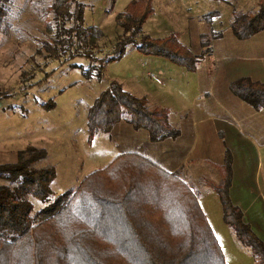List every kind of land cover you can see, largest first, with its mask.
<instances>
[{
  "label": "trees",
  "instance_id": "16d2710c",
  "mask_svg": "<svg viewBox=\"0 0 264 264\" xmlns=\"http://www.w3.org/2000/svg\"><path fill=\"white\" fill-rule=\"evenodd\" d=\"M6 0H0V22ZM115 0H110L111 6ZM81 0H52L46 7L45 37L36 53L70 68L84 78L103 75L107 62L119 59L131 45L143 55L160 57L186 70H194L196 56L170 32L162 37L141 35V26L152 12V0H129L113 19L121 28L109 52H101L103 33L85 25ZM203 15L205 21L216 15ZM232 34L245 39L264 29V0L255 11L235 14ZM43 53H42V51ZM100 54V55H99ZM84 59L87 65L76 63ZM54 69L44 72V79ZM33 69L22 75L31 78ZM37 79L28 86L38 85ZM229 90L253 108L264 106V82L241 77ZM44 109L52 100L40 102ZM143 129L150 141L177 134L168 122L166 107H149L144 97L125 90L116 79L105 86L86 108V141L96 132H109L119 122ZM104 166L86 173L72 189L52 200V166L34 165L44 151L26 148L14 162L0 164V264H224L218 241L190 186L177 171H165L135 150L120 149ZM217 183L205 181L215 193L222 220L235 238L264 264V245L243 220L242 211L228 196L231 159L219 167ZM30 198L45 205L32 211Z\"/></svg>",
  "mask_w": 264,
  "mask_h": 264
},
{
  "label": "rangeland",
  "instance_id": "374dc122",
  "mask_svg": "<svg viewBox=\"0 0 264 264\" xmlns=\"http://www.w3.org/2000/svg\"><path fill=\"white\" fill-rule=\"evenodd\" d=\"M51 1L6 0L5 16L0 22V164L16 161L17 152L26 148L43 150L44 157L34 165L54 168V177L49 184V201L56 195L74 188L86 173L104 166L115 154L116 149L130 148L150 159H157V154H150L134 136L117 135L111 130L98 131L90 142L86 141V108L104 87L106 80L116 79L125 84L129 74H132L140 83L146 85L149 98L154 97L152 102L158 101L165 107L169 102L160 101L162 94L153 92L158 86L155 75L157 72L163 73V70L174 74L173 69L176 74L188 72L164 58L140 54L131 45L126 46L119 59L104 65L103 75L99 79L94 76L84 78L78 68H70L66 64H59L58 61L43 58L42 54L36 53L35 50L45 37L43 21L51 17L50 12H46V7ZM81 1L85 5V25L92 24L100 28L103 33L99 41L101 52H109L117 35L122 31L113 16L121 11L129 0H115L112 6L110 0ZM256 1L152 0V12L142 24L137 38L141 35L162 37L174 32L179 41L189 46L191 51L193 41L199 40L203 52L206 53L210 49V40L214 37L211 32L215 33L228 25L230 27L235 14L247 10L255 11ZM211 11H217L216 15L205 21L203 15ZM193 26L195 30L191 31ZM188 30L191 34L197 33L192 37L187 34L190 32ZM194 55L197 57L195 53ZM75 62L87 65L84 59H76ZM29 69L34 70L31 78L22 80V75ZM51 69L54 70L44 79V72ZM145 71L150 74L146 75ZM37 79L44 80L38 85L28 86ZM154 83L153 88L150 85ZM47 100L54 102L53 108L44 109L40 106V102ZM190 104L176 99V113L184 109L189 110ZM162 105L160 107H163ZM237 150L238 155L246 161V166L241 167L245 177L247 171L252 174L255 172L264 186V149L242 148L237 144ZM209 175L212 182H219L217 171L215 175L212 172ZM180 177L196 194L223 253L224 264H254V257L248 248L235 238L230 226L222 220L221 206L215 194L202 183V179H196L193 174L185 178L181 173ZM244 180L245 184H249L248 179ZM30 202L32 211L45 205L34 198H30ZM258 210H247L244 220L256 226L255 230L264 240L262 201Z\"/></svg>",
  "mask_w": 264,
  "mask_h": 264
},
{
  "label": "crops",
  "instance_id": "0c3cea01",
  "mask_svg": "<svg viewBox=\"0 0 264 264\" xmlns=\"http://www.w3.org/2000/svg\"><path fill=\"white\" fill-rule=\"evenodd\" d=\"M194 28L195 26L190 30H195ZM191 31L187 34L195 36L197 32L191 34ZM216 31L211 32L214 37L210 40V49L206 53L203 52L199 40L193 41L192 52L197 55L194 70L181 74H176L174 69V74H169V70L157 72L155 81L158 86L155 87V83L150 85L155 87L153 92L162 94L160 101L169 102L165 107L168 109L169 124L177 130L175 136L150 141L143 129H134L125 121L117 123L111 132L134 136L150 154H157V159L149 158L150 163L165 171H177L179 177L181 173L185 178L193 174L196 179H202L206 187L208 186L205 181H213L209 175L211 172L215 175L217 171L218 181L220 180L219 167L225 154L230 152L231 177L228 196L240 208L244 220L247 210L258 212L261 201L264 204V186L255 172L252 174L247 171L245 177L241 167L246 166V161L238 155L237 144L242 148L264 149V106L253 108L229 90V83L241 77L264 82V29L245 39L236 38L229 25ZM145 74L150 73L145 71ZM120 83L131 94L144 97L149 107L162 105L158 101L152 102L154 97L149 98L146 85L140 83L132 74H129L125 84ZM176 99L191 103L189 110H180L177 114ZM123 149L133 151L130 148ZM120 151L114 150L115 154L111 158ZM244 178L248 179L249 184L244 183ZM192 192L194 193L193 190ZM194 195L196 197L195 193ZM197 202L199 204L198 200ZM202 211L205 215L203 209ZM245 222L264 245V240L255 230L256 226Z\"/></svg>",
  "mask_w": 264,
  "mask_h": 264
}]
</instances>
